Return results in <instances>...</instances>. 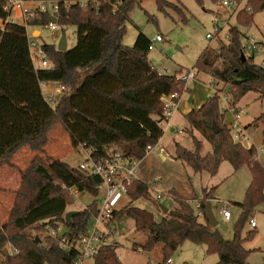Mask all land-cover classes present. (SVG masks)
Here are the masks:
<instances>
[{"label":"trees","instance_id":"16d2710c","mask_svg":"<svg viewBox=\"0 0 264 264\" xmlns=\"http://www.w3.org/2000/svg\"><path fill=\"white\" fill-rule=\"evenodd\" d=\"M9 0H0V19H7L5 7ZM59 3L56 15L61 28L74 27L77 42L66 52L57 45H42L51 63L50 69H36L30 50L28 28L50 23V14L28 16L26 25L6 24L0 28V165L9 164L10 156L23 147L35 153L29 167L22 173L21 186L6 224L0 225V256L3 264H75L80 244L100 210L99 176L87 175L78 167L48 156L49 134L60 125L68 135L73 149L82 148L95 161L105 160L120 151L125 157L144 160L147 146H157L164 135L163 98L186 90V83L176 75L162 74L149 60L151 40L140 33L133 47L122 44L130 13L145 0H25ZM180 0H156L160 11L168 8L184 16ZM203 5V0H195ZM241 2V0H237ZM81 2H87L83 8ZM237 13V24L228 31V41L216 50H206L196 65L199 74L211 77L215 95L198 109L186 114L192 135L198 132L212 151L202 154V141L194 136L195 150L176 144L174 159L189 166L195 174L214 177L223 162L235 172L248 167L251 183L245 199L238 204L242 213L233 228V238L219 243L206 218L207 203L215 200L216 187L203 190L196 212L190 201L177 195L174 208H169L160 221L153 214L134 207L140 199L152 198L154 183L135 180L129 187V205L114 213L133 220L135 231L147 239L133 249L150 253L162 249V263L178 252L185 242L206 247L208 254H217V264H249L253 253L245 244L256 232L249 230L256 209L264 204V166L255 146L247 148L233 138L225 123L226 112L220 109V94L228 95L230 108L239 116V103L249 93L264 99V66L248 55L245 35L256 13L264 11V0H243ZM95 4L98 6L95 7ZM223 19V14H215ZM242 54L246 60L242 59ZM41 83L66 87L55 105L50 104ZM223 85V88L219 86ZM177 100V101H179ZM220 131L216 133L213 125ZM262 127L264 147V113L244 128L245 132ZM74 192L86 193L92 203L71 217L65 215L74 204ZM175 193V192H173ZM176 194V193H175ZM44 236L39 242L29 234ZM66 238L72 245L62 249L50 234ZM16 253L5 256L4 250ZM119 244H105L93 259L95 264H122Z\"/></svg>","mask_w":264,"mask_h":264},{"label":"rangeland","instance_id":"374dc122","mask_svg":"<svg viewBox=\"0 0 264 264\" xmlns=\"http://www.w3.org/2000/svg\"><path fill=\"white\" fill-rule=\"evenodd\" d=\"M220 1L222 0H203L202 5L195 0H180L175 3L181 6L185 13L184 16H181V14L171 8H168L165 12L160 11L156 0H145L141 6H136L130 13V22L126 24V34L123 37L122 44L126 47H133L140 33L146 35L151 41H153L156 36H160L162 41L155 43L154 49L151 50L149 54V60L153 63L156 70L167 75L177 74V76L181 78L190 72L196 74V65L200 56L206 50H216L222 42L226 43L229 37V29L237 24L236 16L238 11H226L221 9L218 4ZM242 1L243 0H241V2ZM38 5L40 4L28 3L25 7L31 9ZM49 11H52L51 7H49ZM215 14H223L224 20L229 21V25L224 27L220 35L215 34ZM240 30L245 35V38H243L244 45L247 44V39L250 38L254 39L256 43L259 44L258 51L255 54V62L264 66V11L256 13L254 23L249 29L240 28ZM39 31L41 33L40 36L39 33L34 35L36 39L39 36L37 39L39 45L58 46L63 32H65L67 39V49L71 50L76 45L77 37L74 27H58L53 34L52 31L45 26L40 27ZM28 32L30 35L32 32L31 28H28ZM208 35L215 36L210 40L207 38ZM247 54L250 55L249 52ZM211 82V77L205 74H199L196 79L186 84L184 94L186 93L191 97L193 109H197V106L200 105V107H202L215 95V88L211 86ZM219 87L223 88V85ZM50 91L51 88H46L44 95H49ZM225 96L228 95L224 93L220 94L219 102L221 112H223L222 109L226 107L224 102ZM238 107L240 112L239 115L241 116L238 122H241L242 125L250 124L264 113V99H259V95L252 92L243 98ZM225 114L227 125L235 121V115L230 110ZM172 125L178 128V130H181L182 133H175L173 128L166 129V127H164V136L160 147L164 148V156L173 160L175 164L171 163V161L165 163L161 161L156 162V170L154 172L152 170L153 175L150 176L152 178L160 176V183H158V186H156L155 190L152 192L151 199H140L136 201L133 206L152 213L155 220L160 221L165 215L161 209V205L167 208H174L176 203L173 198L156 201L155 198L158 193L169 192L174 198L178 195L186 200L190 199L189 201L192 208L197 212V205L203 198V190L207 186V190L216 187V195L222 202L219 208L215 207V216L218 220L216 230L225 240L232 239L233 228L239 219L240 213L235 203L243 202L245 199L247 187L251 178L248 169L245 167L235 172L230 163L223 162L219 172L214 177L208 174H195L189 166L173 159L175 156L174 146L176 148V144L178 143L188 150L194 151V137L202 141L203 155L212 151L211 146L198 132H194L193 135L189 133L190 126L186 119V114L181 110L172 118ZM60 130L61 129L58 128L56 133L61 132ZM247 132L252 133L253 129ZM261 133V129L254 131V133L251 134V138L249 137L244 140V146H251L254 143L258 147L255 146L258 151L263 149ZM57 140L58 147L56 149V159L66 162L74 168H77L81 163L87 161L89 155L88 151L82 148L73 149L72 146L68 145L61 137ZM154 151L159 153V148ZM261 153L260 159L264 166V153ZM30 154L31 152L28 149H22L13 160L9 158V169L7 167L3 169V171H5V176L7 175L9 186L12 185L14 190L12 196L11 194L8 195V199H16V194L19 190L16 188V181L21 186L22 173L25 171V163L28 162ZM10 169L15 171L13 180L9 177L11 172ZM22 169H24L23 172L21 171ZM16 171L20 172L18 176L16 175ZM188 177L191 178L190 184L186 182ZM182 184L185 185L182 186ZM101 196L102 194H100V197ZM93 200L94 198L89 194H79L75 198L74 204L69 207V211H81L90 205ZM6 203V201L3 204L0 202V225H4L8 222L12 212V210L10 212ZM226 205L229 206L232 213V219L230 221H226L224 217L220 215V208L222 209ZM252 218L256 220L257 228L252 229L249 224L247 228L254 230L256 235L251 241L245 244V248L247 250H255L249 257L250 264H264V207L259 208L255 217ZM92 227L93 225L91 224L90 228L92 229ZM111 230L118 232L117 244L120 245L118 255L123 264H161L162 249L160 246L150 253L133 249L134 244L144 243L147 237L145 234L135 231V225L132 219L126 215H122L120 218L114 220ZM29 234L39 237L40 240L44 239V236L37 234L35 231H29ZM218 261L219 256L214 253L208 254L205 246L195 245L187 241L178 252L172 256L169 264H217ZM0 264H3V258L1 256ZM82 264H95V261L93 258L87 259L84 260Z\"/></svg>","mask_w":264,"mask_h":264},{"label":"built area","instance_id":"2783aa9c","mask_svg":"<svg viewBox=\"0 0 264 264\" xmlns=\"http://www.w3.org/2000/svg\"><path fill=\"white\" fill-rule=\"evenodd\" d=\"M40 4L35 6L34 8L27 9L26 4ZM221 9L226 11H239L245 5L242 2L237 0H222L218 2ZM81 6L83 8L87 7V2H81ZM98 5L95 4V7ZM49 7H51L52 11H49ZM5 11L9 13V17L7 19H0V28H4L6 24H16L25 26L26 19L28 16H33L39 13H48L52 18H56V15L59 14V3H51V2H36V1H25V0H9L8 4L5 7ZM57 19V18H56ZM229 25V21L224 20V18H220L218 15L214 18V27L215 34L220 35V32L224 29L225 26ZM48 27L49 30L52 31V34L58 29V21L51 22L45 26ZM215 36V35H214ZM213 35H208V39H213ZM162 38L160 36H156L153 41H151L150 50L154 49L155 43L161 42ZM256 46L255 40L249 39V49H254ZM30 50H31V58L33 64L36 69H50L51 63L48 60L47 56L44 53L42 45H39L37 39L30 41ZM181 78V77H180ZM195 78V74L192 72L183 76L181 79L187 84L189 81ZM43 92H45L46 88H51L50 94L45 96L46 100L50 104H56L59 97L66 91V87L63 85L54 86L48 85L46 83L40 84ZM179 96L172 95L163 98V103L165 105V113L164 120L161 122V126L163 130L172 127V118L178 109ZM230 99L225 96L224 102L226 107L223 110H230L234 114V110L230 108L229 104ZM239 116H237L238 118ZM236 118V121L238 122ZM235 121V122H236ZM234 123L230 127L232 129L233 138L236 141H242L245 137V130L241 128L238 124ZM175 133H182L181 130H178L176 127H173ZM156 146L149 145L145 150V156H149ZM160 152H164L163 149ZM143 160H135L130 159L124 156V154L120 151L114 152L111 157L101 160L95 161L91 158L90 154L88 155L87 161L81 163L78 168L84 171L87 175H95L99 176L101 179V183L98 186V190L100 191L101 203L100 210L97 216L93 218L92 229H89V232L82 237L80 244L76 246L78 248L80 254L78 260L75 264H82L84 260L92 259L99 253V249L101 246L105 244H116L118 243L117 237L118 232L111 230V226L114 223V213L119 212L126 208L129 203V187L135 180L139 179V172L141 163ZM158 186V182H154V189ZM79 194L74 192V197L76 198ZM172 198L169 192L158 193L156 195L155 200L160 201L163 199ZM225 220H229L231 218V213L227 209H223L221 211ZM250 226L255 228L257 226L256 220L252 218L250 220ZM53 238L60 243L62 249L70 250L72 245L66 238L57 235L56 232H52L50 234ZM9 253H16L15 248H10L8 250ZM169 259L165 263L161 264H169Z\"/></svg>","mask_w":264,"mask_h":264},{"label":"crops","instance_id":"0c3cea01","mask_svg":"<svg viewBox=\"0 0 264 264\" xmlns=\"http://www.w3.org/2000/svg\"><path fill=\"white\" fill-rule=\"evenodd\" d=\"M31 30H32V32H31V34H30V37H32V39L31 40H34V39H36L35 37H34V34H36V33H39V36H40V31H39V28H35V27H31ZM38 36V37H39ZM38 37H37V39H38ZM255 43H256V41H255ZM258 43H256V46H255V48L254 49H249V39H247V44L246 45H244L245 47H246V51H247V53L249 52L250 53V55H252V54H254V57H255V54H256V52L258 51ZM201 106V105H200ZM200 106H197V109L200 107ZM180 110L184 113V114H188L189 112H191L192 110H193V106L191 105V97H189L186 93L184 94L183 93V95L181 96V98H180V100H179V102H178V109H177V112L176 113H178V111L180 112ZM176 113H175V115H174V117L176 116ZM240 115H239V117L237 118V116L235 115V121H236V118H237V120L239 121V119H240ZM232 122L230 125H228L229 127H231L232 126V124H234V123H236V122ZM172 122V121H171ZM226 123V122H225ZM227 124V123H226ZM237 124L241 127V128H245L246 126H248L249 124H245V125H242V123L241 122H237ZM174 126L172 125V127H170V128H168V129H172ZM58 128H60L61 130V132H59V133H56V130L58 129ZM178 129V128H177ZM258 129H261L262 130V127H258V128H253V132L252 133H249V132H246L245 134V137H244V139H242V143L244 142V140L246 139V138H251V134H253L254 133V131H256V130H258ZM250 130H252V129H250ZM164 136V135H163ZM59 137H61V138H63L65 141H66V143L68 144V145H70L71 146V143H70V140H69V137H68V135L65 133V131L62 129V127L60 126V125H57V126H55V128L50 132V134H49V142H48V144H47V146H46V153H47V155L48 156H51V157H53V158H56L55 156H56V149H57V147H58V138ZM162 139H163V137L160 139V141H159V143H158V145L156 146V148L154 149V150H156L157 148H159V153H156L155 151H153L151 154H149V156H147L143 161H142V163H141V167H140V172H139V180H141V181H143V182H145V183H153V182H158V183H160V181H159V179L161 178L160 176H158V177H155V178H152L150 175H153V172L156 170V162H158V161H161V162H170L171 161V163H174L175 164V162L173 161V160H170L168 157H166V156H164V152H160V150L161 149H163L164 150V148H162V147H160L161 145V142H162ZM261 141H262V139H261ZM262 143V142H261ZM244 144V143H243ZM251 146H256L254 143L251 145ZM251 146H247V148H249V147H251ZM257 147V146H256ZM258 148V147H257ZM22 149H28L30 152H31V154H30V156L28 157L29 159H28V162L27 163H25V170L29 167V165H30V163L32 162V160H33V158L35 157V153L33 152V151H31L28 147H23V148H21V149H19L18 151H16L15 153H13L11 156H10V158L13 160L15 157H17L18 156V153H19V151H21ZM174 149H175V146H174ZM261 152H263L264 153V148L263 149H261V150H259V156H258V159H259V161H260V163H261V159H260V157H261ZM174 159V158H173ZM175 160V159H174ZM176 161V160H175ZM262 164V163H261ZM263 165V164H262ZM4 167H7L8 168V164L6 163V164H3V165H0V197H2V198H0V202H1V204H3L5 201L7 202L6 204H7V206H8V209L10 210V212H11V210H12V208H13V206H14V202H15V198L13 199H8L7 197H8V195L9 194H11V196H12V194H13V188H12V185L11 186H9V182H8V179H7V175L5 176V171H3V169H4ZM245 168V167H244ZM247 169H248V171H249V168L248 167H246ZM9 169V168H8ZM20 169V168H19ZM243 169V168H242ZM11 170V172H10V175H9V177H11L12 178V180H13V177H14V173H15V171L13 170V169H10ZM152 170H153V172H152ZM22 172L24 171V169H22L21 170ZM240 171V170H239ZM17 173H16V175L18 176L19 174H20V172L19 171H16ZM249 173H250V171H249ZM150 177H149V176ZM250 175H251V173H250ZM18 178V177H17ZM146 178H150V179H146ZM15 180H16V178H15ZM161 180V179H160ZM187 181L186 182H190L191 183V178H187L186 179ZM251 180H252V177L250 178V183H251ZM189 183V184H190ZM250 183H249V185H248V187H247V189L249 188V186H250ZM16 188H17V190L19 189V187H20V184H18V182L16 181ZM183 185H185V184H182V186ZM208 187V186H207ZM206 187V188H207ZM205 188V189H206ZM171 189V188H170ZM217 194V190H216V192H215V200L214 201H212L211 203H212V207H213V212H214V214H215V207H220L219 205H221V201H220V199H218V196L216 195ZM190 200V199H189ZM216 203V204H215ZM226 203V202H225ZM242 202H240V203H235V205L238 207V204H241ZM197 207H199V204L197 205ZM262 207H264V204L263 205H261V206H259L257 209H256V211H255V214L259 211V208H262ZM239 208V210H240V213H239V216L241 215V213H242V211H241V209H240V207H238ZM223 209H227L230 213H231V211H230V208H229V206L228 205H226V206H224L222 209L220 208V210L222 211ZM221 211H220V215H222L221 214ZM255 214H254V217H255ZM223 216V215H222ZM232 219V213H231V218L229 219V220H226V221H230ZM251 227V226H250ZM252 228V227H251ZM257 228V226L255 227V228H252V229H256ZM250 230V229H249ZM233 238V237H232ZM231 240V239H230ZM253 252L255 251V250H252ZM248 262H249V260H248ZM123 264V263H122ZM250 264V263H249Z\"/></svg>","mask_w":264,"mask_h":264},{"label":"water","instance_id":"95a60500","mask_svg":"<svg viewBox=\"0 0 264 264\" xmlns=\"http://www.w3.org/2000/svg\"><path fill=\"white\" fill-rule=\"evenodd\" d=\"M50 21L51 22H57V19L56 18H50ZM35 35V34H34ZM57 49L58 51H61V52H66L68 49H67V39H66V35H65V32L62 33V36H61V39H60V42L57 46ZM242 59L243 60H246V57L244 54H242ZM213 129L216 133H218L220 131V127L214 123L213 125ZM161 209L162 211L167 214L168 211H169V208L161 205ZM76 213V211H69L66 213L65 215V219L67 222H71V217ZM206 218H207V221L209 222V224L215 228V231H214V237L216 238V240L219 242V243H222L225 239L221 236V234L216 230L217 226H218V220L213 212V207H212V203L211 202H208L207 203V208H206ZM36 241H40V238L39 237H36ZM4 254L5 256H8L9 255V252L8 250H4Z\"/></svg>","mask_w":264,"mask_h":264}]
</instances>
